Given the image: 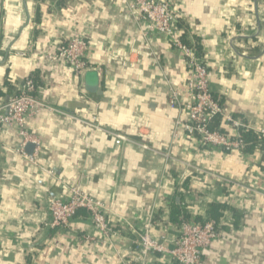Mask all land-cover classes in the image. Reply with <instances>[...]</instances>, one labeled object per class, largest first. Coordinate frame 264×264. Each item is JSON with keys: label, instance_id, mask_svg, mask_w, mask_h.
I'll return each instance as SVG.
<instances>
[{"label": "crops", "instance_id": "crops-1", "mask_svg": "<svg viewBox=\"0 0 264 264\" xmlns=\"http://www.w3.org/2000/svg\"><path fill=\"white\" fill-rule=\"evenodd\" d=\"M168 1L184 44L200 45L225 114L264 131V0ZM75 34L88 45L83 76L50 59ZM187 77L184 52L146 33L123 0H0V105L32 78L48 106L28 121L43 170L16 152L18 129L0 127V264H131L150 217L171 250L181 226L172 211L203 222L213 207L218 236L200 264H264V150L202 147L187 135V112L170 105ZM71 186L107 206V236L85 211L68 228L51 226L50 199H67ZM153 261L172 264L168 253Z\"/></svg>", "mask_w": 264, "mask_h": 264}, {"label": "built area", "instance_id": "built-area-1", "mask_svg": "<svg viewBox=\"0 0 264 264\" xmlns=\"http://www.w3.org/2000/svg\"><path fill=\"white\" fill-rule=\"evenodd\" d=\"M123 2L131 12L140 15L146 33L154 31L168 38L188 59V77L183 90H173L170 98L171 108L187 112V120L181 124L187 135L202 147L244 149L246 145L242 132L248 131L249 127L240 120L226 115L219 101L212 94L209 66L205 59L197 58L194 49L182 41L183 33L179 27L181 15L171 2L168 0H123ZM87 48L84 37L75 34L69 42L61 44L50 59L64 61L78 76H83L88 68ZM35 90L34 80L27 79L20 93L0 106V127L5 125L16 127L22 140L16 152L33 166L43 170L38 161L42 143L29 130L28 121L42 110L48 109V106L35 96ZM182 96H187L188 100H184ZM217 118L239 130L236 139L224 131L212 128ZM258 134L264 137V131ZM119 137L127 140L123 136ZM30 144L33 149L28 153L27 147ZM49 206L53 228H68L77 215L85 211L90 215L99 234L107 236L112 231L106 218L107 206L84 192L79 186L69 187L67 199L51 198ZM219 223L215 220L183 221L174 247L168 250L164 243L153 237L152 217H150L143 226L136 229L138 239L132 252L131 264H155L154 256L164 253L170 255L172 264H200L204 250L209 248L218 236Z\"/></svg>", "mask_w": 264, "mask_h": 264}, {"label": "trees", "instance_id": "trees-1", "mask_svg": "<svg viewBox=\"0 0 264 264\" xmlns=\"http://www.w3.org/2000/svg\"><path fill=\"white\" fill-rule=\"evenodd\" d=\"M191 47L195 50L196 54H200V45L195 44L191 45ZM212 128L214 130H220L223 131L221 128V118H217L213 125ZM243 139L245 141V151L246 152H254L256 150H264V137L260 136L258 133L248 130L242 132ZM213 211L215 208L213 207ZM211 211V220H215L217 223L220 222L219 218L217 215L214 214V212ZM213 212V213H212ZM171 219L175 222L182 223L183 221L190 220L188 215L185 214L181 209H174L171 214Z\"/></svg>", "mask_w": 264, "mask_h": 264}, {"label": "water", "instance_id": "water-1", "mask_svg": "<svg viewBox=\"0 0 264 264\" xmlns=\"http://www.w3.org/2000/svg\"><path fill=\"white\" fill-rule=\"evenodd\" d=\"M86 89L92 93H101V88H99V86H97L96 84H93V83L87 84ZM78 107H83V105L80 103H72V102L66 104V109H74V108H78ZM27 149H28L27 150L28 153H31L33 146L30 144V145H28Z\"/></svg>", "mask_w": 264, "mask_h": 264}]
</instances>
